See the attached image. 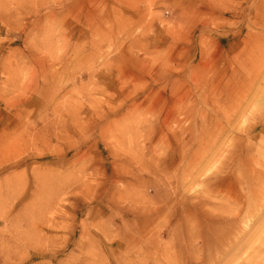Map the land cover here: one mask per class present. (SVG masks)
Instances as JSON below:
<instances>
[{
  "label": "rangeland",
  "instance_id": "1",
  "mask_svg": "<svg viewBox=\"0 0 264 264\" xmlns=\"http://www.w3.org/2000/svg\"><path fill=\"white\" fill-rule=\"evenodd\" d=\"M0 264H264V0H0Z\"/></svg>",
  "mask_w": 264,
  "mask_h": 264
},
{
  "label": "bare ground",
  "instance_id": "2",
  "mask_svg": "<svg viewBox=\"0 0 264 264\" xmlns=\"http://www.w3.org/2000/svg\"><path fill=\"white\" fill-rule=\"evenodd\" d=\"M15 88V87H14Z\"/></svg>",
  "mask_w": 264,
  "mask_h": 264
}]
</instances>
